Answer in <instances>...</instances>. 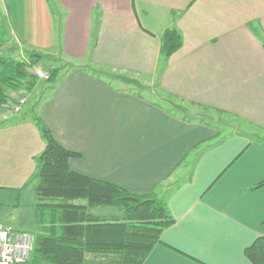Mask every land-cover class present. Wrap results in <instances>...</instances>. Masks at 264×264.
I'll use <instances>...</instances> for the list:
<instances>
[{
    "label": "crops",
    "instance_id": "0c3cea01",
    "mask_svg": "<svg viewBox=\"0 0 264 264\" xmlns=\"http://www.w3.org/2000/svg\"><path fill=\"white\" fill-rule=\"evenodd\" d=\"M51 1L62 16L61 54L19 26L8 36L0 9L1 55L19 60L15 50L34 47L29 65L56 74L35 83L21 118L0 108V194L35 179L45 144L34 106L78 154L72 171L153 194L174 219L143 264H250L244 250L264 236V0ZM166 29L182 45L161 67ZM138 77L157 82L177 108L235 125L220 131L181 116L130 88Z\"/></svg>",
    "mask_w": 264,
    "mask_h": 264
},
{
    "label": "trees",
    "instance_id": "16d2710c",
    "mask_svg": "<svg viewBox=\"0 0 264 264\" xmlns=\"http://www.w3.org/2000/svg\"><path fill=\"white\" fill-rule=\"evenodd\" d=\"M181 45L175 29L164 31L161 67ZM36 82L24 62L0 55L1 109L9 107L8 91L31 92ZM33 121L45 146L34 158L39 233L26 264H143L163 230L174 223L166 208L153 194H133L72 171L69 160L78 154L63 148L42 119L33 117ZM21 192L16 190V196ZM244 254L250 264H264V236L256 238Z\"/></svg>",
    "mask_w": 264,
    "mask_h": 264
},
{
    "label": "rangeland",
    "instance_id": "374dc122",
    "mask_svg": "<svg viewBox=\"0 0 264 264\" xmlns=\"http://www.w3.org/2000/svg\"><path fill=\"white\" fill-rule=\"evenodd\" d=\"M2 3L3 6H1L0 4V9L8 10L6 14V16L8 15L7 18L9 19L10 24V26H8L7 28L8 36L11 33L14 34V31L19 26V30L27 34V38L32 39V41L34 40L33 43L39 44L40 46L46 48V52L49 51L50 53H53L54 51H57L59 52V54H61L62 16H60L54 11V7L52 5L51 0H3ZM12 10L13 12H11ZM12 45V43H8L9 47H11ZM35 49L34 47L30 49L25 45L21 48V52L19 51L20 49L15 50L17 51L15 58L19 59L17 61H24L25 67L29 66L30 68L31 66L29 64H32L30 62V59L31 57H33V53L36 52ZM43 53H45V51ZM2 54L6 55V51H3ZM57 62H59V64L57 65L58 68H61L62 66L60 62H62V59L58 60ZM67 67L69 68V66ZM27 73L29 76L31 75L29 71H27ZM31 77L33 76L31 75ZM135 81L137 82V86L131 85L130 88H133L134 91H136L137 93L143 95L146 98H149V100L156 101L160 105L168 108L169 110L181 116L191 118L194 116H197L198 118L202 117V120L214 124L220 131L227 129L229 125H235L233 120L228 118L226 120V117L223 115L209 114V112L203 114L204 111H202V109H199V114L194 113L190 111V107H188L187 105H182L177 108V106L175 105L176 102L174 98L168 97V95L162 93V91H160L158 88L157 82L151 84V80L148 77H138V79H135ZM50 83H52V81L49 82V84ZM122 87L126 86L123 85ZM45 89L46 88L44 86L41 89V94H45ZM7 93L9 95V107L4 109L7 110L6 112L10 119L21 118L23 112L22 108L18 112H14L12 110V104L15 102L16 96H23L28 101V96L30 92L21 89L18 91H8ZM34 108L35 107L33 106L29 110L30 113H32L33 117H36L34 114ZM252 136L254 137V139L257 138V134L255 136ZM36 182L37 179L31 181L29 187H26L21 192L19 197H17L16 193L14 192H3L2 194H0V223L5 226H9L16 231L27 233L33 238H35L36 234L39 233V227L38 225H36L35 222L37 216H40H35L36 200L33 191V186H35ZM77 203H80V201H77ZM112 212L116 213L115 210H112ZM30 256L31 255H29L28 259L25 261L24 264L29 261Z\"/></svg>",
    "mask_w": 264,
    "mask_h": 264
},
{
    "label": "built area",
    "instance_id": "2783aa9c",
    "mask_svg": "<svg viewBox=\"0 0 264 264\" xmlns=\"http://www.w3.org/2000/svg\"><path fill=\"white\" fill-rule=\"evenodd\" d=\"M28 69L37 81L50 79L49 74L45 73L40 65ZM25 102V97L16 96L12 110L18 112ZM33 242L34 238L29 234L0 223V264H24L33 249Z\"/></svg>",
    "mask_w": 264,
    "mask_h": 264
}]
</instances>
